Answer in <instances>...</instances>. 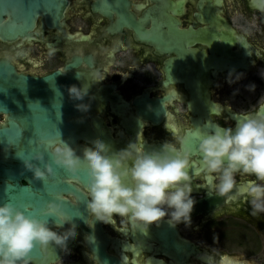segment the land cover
Returning <instances> with one entry per match:
<instances>
[{
  "label": "flooded vegetation",
  "instance_id": "flooded-vegetation-1",
  "mask_svg": "<svg viewBox=\"0 0 264 264\" xmlns=\"http://www.w3.org/2000/svg\"><path fill=\"white\" fill-rule=\"evenodd\" d=\"M64 1L57 27L38 17L30 39L0 41V59L27 77L58 74L63 82L75 78L78 87L90 86V112L74 107L65 114L77 128L73 149L103 141L114 151L130 143L152 151L183 137L197 203L191 226L162 221L145 235L119 217L112 224L96 221L87 208L88 186L70 180L83 196L63 197L85 206V219L50 225L60 232L76 227L70 254L37 245L39 256L29 264H203L202 256L208 264H264V216L251 215L245 194L256 178L237 175L235 199L217 195L218 178L205 170L198 138L264 115V0ZM233 69L245 78L229 86ZM249 84L255 89L247 90ZM5 120L0 114V126ZM170 229L195 249L193 256L180 260L166 252L157 233Z\"/></svg>",
  "mask_w": 264,
  "mask_h": 264
},
{
  "label": "clouds",
  "instance_id": "clouds-1",
  "mask_svg": "<svg viewBox=\"0 0 264 264\" xmlns=\"http://www.w3.org/2000/svg\"><path fill=\"white\" fill-rule=\"evenodd\" d=\"M244 78L243 73L233 69L228 73L227 83L232 86ZM245 87L249 91L255 89L254 84ZM89 91L88 84L67 88L69 100L83 114L91 110L86 98L94 99ZM238 92L236 89L234 94ZM198 138L203 166L218 178L217 195L235 199L239 195L235 192L237 175L253 176L256 179L245 190L247 203L252 216H264V115L244 117L235 127H218ZM41 147L51 153V161L45 160L44 152L37 151L23 160L25 168L33 173L34 179L43 182L56 176L54 166L76 180L86 170L87 208L96 221L112 224L119 217L126 227L145 235L151 225L159 226L162 221L172 227L191 226L197 201L192 195L190 154L184 150L183 137L177 144L164 142L152 151L136 143L114 151L110 145L98 141L86 147L83 156L62 140L42 142ZM49 217L57 218L56 228L72 220L56 204L49 205L46 216L40 218L10 200L0 203V264H29V254L37 245L54 244L70 254L68 246L77 238L76 227L67 232L53 230ZM201 260L208 264L204 256Z\"/></svg>",
  "mask_w": 264,
  "mask_h": 264
},
{
  "label": "water",
  "instance_id": "water-1",
  "mask_svg": "<svg viewBox=\"0 0 264 264\" xmlns=\"http://www.w3.org/2000/svg\"><path fill=\"white\" fill-rule=\"evenodd\" d=\"M64 5V0H0V41L11 43L17 39H30L35 34L36 21L40 16L51 18L50 27H57ZM71 81L59 80L58 74L41 79L27 77L18 74L10 61L0 59V114L6 118L0 126V203L10 200L40 218L46 216L49 205H60L72 217L70 222L76 224L85 219L86 208H75L63 197L68 193L83 196L69 183L76 179L64 169L54 166V178H49L47 182L36 180L23 163L37 151L44 152L42 142L62 140L71 147L77 146L75 122L65 115L74 108L68 101L67 88L76 80L73 78ZM82 121L84 129L85 121ZM17 133L21 137L20 142L16 139ZM74 150L83 156V150ZM44 155L45 160L50 162L51 153L44 152ZM23 181L26 185L22 184ZM77 181L84 186L89 185L86 170ZM82 199L81 204L84 205V197ZM49 222L50 225L58 223L55 217H49ZM157 237L166 243V252L176 254L180 260L188 259L195 252L192 246L179 240L174 229L166 233L158 232ZM95 240L99 241L98 238ZM38 256L36 246L28 259Z\"/></svg>",
  "mask_w": 264,
  "mask_h": 264
},
{
  "label": "snow or ice",
  "instance_id": "snow-or-ice-1",
  "mask_svg": "<svg viewBox=\"0 0 264 264\" xmlns=\"http://www.w3.org/2000/svg\"><path fill=\"white\" fill-rule=\"evenodd\" d=\"M20 138L21 137L19 136V133H17L16 139H17L18 142H20Z\"/></svg>",
  "mask_w": 264,
  "mask_h": 264
},
{
  "label": "rangeland",
  "instance_id": "rangeland-1",
  "mask_svg": "<svg viewBox=\"0 0 264 264\" xmlns=\"http://www.w3.org/2000/svg\"><path fill=\"white\" fill-rule=\"evenodd\" d=\"M241 252L244 254H247V250H242Z\"/></svg>",
  "mask_w": 264,
  "mask_h": 264
}]
</instances>
